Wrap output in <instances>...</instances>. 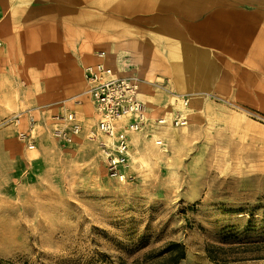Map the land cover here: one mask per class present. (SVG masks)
Wrapping results in <instances>:
<instances>
[{
    "label": "rangeland",
    "instance_id": "1",
    "mask_svg": "<svg viewBox=\"0 0 264 264\" xmlns=\"http://www.w3.org/2000/svg\"><path fill=\"white\" fill-rule=\"evenodd\" d=\"M141 78L180 106L166 79ZM205 97L216 106L201 117L190 111L177 142L171 124L154 129L163 144L142 133L133 154L143 159L130 161L125 179L107 171L100 139L90 136L95 119L78 118L82 131L71 142L56 134L55 115L77 114L83 91L58 112L64 103L2 113L0 257L151 264V251L178 241L186 256L177 264H264V112L218 93ZM20 131L32 132L35 148Z\"/></svg>",
    "mask_w": 264,
    "mask_h": 264
},
{
    "label": "crops",
    "instance_id": "2",
    "mask_svg": "<svg viewBox=\"0 0 264 264\" xmlns=\"http://www.w3.org/2000/svg\"><path fill=\"white\" fill-rule=\"evenodd\" d=\"M0 40V115L33 102L64 103L56 112L72 105L99 50L117 73L166 79L192 95L195 117L216 106L205 97L213 93L264 112V0H0ZM141 89L152 118L174 114L165 94ZM84 100L73 107L96 131L95 106ZM130 138L133 160L146 138Z\"/></svg>",
    "mask_w": 264,
    "mask_h": 264
},
{
    "label": "built area",
    "instance_id": "3",
    "mask_svg": "<svg viewBox=\"0 0 264 264\" xmlns=\"http://www.w3.org/2000/svg\"><path fill=\"white\" fill-rule=\"evenodd\" d=\"M2 41L0 40V46ZM97 57L100 60L84 67L87 86L83 94L88 95L95 106L97 130L91 133L94 138L97 133H104L108 139H101L100 145L105 156L107 171L112 176L122 178L126 176V168L130 165L131 138L133 132L145 133L146 136L156 135V141L163 144L164 138L154 133L155 127H165L167 124L182 127L189 123V97L185 93L174 92L175 100L180 104L170 117H151L146 103L140 98L141 86L144 80L136 74L117 73L107 60V52L99 50ZM159 87H162L159 85ZM164 88V87H162ZM57 129L56 134L61 140L73 141L74 137L82 131L77 114L72 109L63 115H55ZM129 121H126V120ZM33 124L35 117L29 118ZM23 139L28 137L29 148H35L33 134L20 131Z\"/></svg>",
    "mask_w": 264,
    "mask_h": 264
},
{
    "label": "trees",
    "instance_id": "4",
    "mask_svg": "<svg viewBox=\"0 0 264 264\" xmlns=\"http://www.w3.org/2000/svg\"><path fill=\"white\" fill-rule=\"evenodd\" d=\"M149 256L156 258L152 262L153 264H177L181 259L185 258L186 251L184 245L181 242L170 241L165 248L158 250L157 253L154 250L151 251L148 257ZM0 264H34V263L28 260H18L11 257H0Z\"/></svg>",
    "mask_w": 264,
    "mask_h": 264
},
{
    "label": "bare ground",
    "instance_id": "5",
    "mask_svg": "<svg viewBox=\"0 0 264 264\" xmlns=\"http://www.w3.org/2000/svg\"><path fill=\"white\" fill-rule=\"evenodd\" d=\"M173 47V46H172ZM171 54V53H170ZM175 55V54H174ZM176 55H177V53H176ZM192 55V54H191ZM109 56V55H108ZM173 56V55H172ZM174 57V56H173ZM109 59V58H108ZM107 59V60H108ZM207 66V65H206ZM210 67V66H209ZM84 74V73H83ZM174 98H175V96H174ZM80 100V99H79ZM85 100H88V99H86L85 98ZM172 100H173V98H172ZM66 102V101H65ZM84 102V101H83ZM168 103H170V102H168ZM191 106V105H190ZM190 111H192L190 108H189V113H191V114H193L192 112H190ZM196 113V112H195ZM199 114H202V112L201 113H199ZM194 115V114H193ZM201 117V116H200ZM179 127H176V126H172V130L170 131V133H171V137H172V139H173V142H177L178 140V135H179V133H178V131H179V129H178ZM136 135V134H135ZM103 136L104 137H106V139H108L109 140V137L106 135V134H104L103 133ZM140 137V136H139ZM137 138V137H136ZM144 138V137H143ZM138 139V138H137ZM159 146H161V145H159ZM139 155V153H135V155H134V158H136L137 160H142L143 159V156H138ZM102 156H104V155H102ZM122 179H125V175H123V177H122Z\"/></svg>",
    "mask_w": 264,
    "mask_h": 264
}]
</instances>
